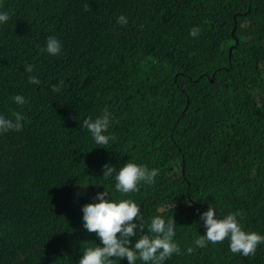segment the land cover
Listing matches in <instances>:
<instances>
[{
  "label": "trees",
  "instance_id": "16d2710c",
  "mask_svg": "<svg viewBox=\"0 0 264 264\" xmlns=\"http://www.w3.org/2000/svg\"><path fill=\"white\" fill-rule=\"evenodd\" d=\"M4 11L0 114L25 120L0 134V264H78L103 246L82 208L106 189L140 206L145 234L158 215L175 220L181 254L164 264H264V244L247 257L228 240L195 245L210 205L264 235V0H0ZM49 36L59 55L41 51ZM105 108L107 148L80 126ZM127 162L159 169L155 183L118 192Z\"/></svg>",
  "mask_w": 264,
  "mask_h": 264
},
{
  "label": "clouds",
  "instance_id": "9594fccd",
  "mask_svg": "<svg viewBox=\"0 0 264 264\" xmlns=\"http://www.w3.org/2000/svg\"><path fill=\"white\" fill-rule=\"evenodd\" d=\"M84 10H90L87 3L84 5ZM9 19L8 12H0V24L7 23ZM117 22L126 25L128 19L124 15H120ZM199 33V27H194L190 31L192 37H197ZM62 47L63 45L55 36H49L46 40V47L41 51L56 56L61 53ZM33 70L34 66L32 65L25 66L26 72L32 73ZM28 80L31 84L40 83L36 76L30 75ZM63 84L64 81L61 80L59 86L53 85V91L59 92ZM14 102L20 106L27 103L22 95H15ZM24 120L25 116L20 112L13 111L11 118L0 114V134L22 130ZM111 123L110 112L105 108L101 116L95 119L86 118L80 126L90 132L97 145L107 148L110 141L116 140L114 134H106ZM103 168V178L105 179L112 177L116 172V168L109 164H105ZM158 175L159 169H149L144 165L127 162L115 175V189L123 194L138 192L141 183L152 185ZM93 200L98 202L86 203L82 208L83 227L89 233H95L103 246L83 248V256L78 264H114L115 260L124 258L129 264H136L138 259L146 264L148 262L164 264L165 260L174 254H181L180 246L174 242L177 226L175 220L168 219L166 221L158 215L152 218L145 234L141 208L133 200L121 199L117 202L109 199L107 189L97 193ZM240 216L241 213L237 211L220 218L210 205L208 210L200 215V220L204 222L206 235H200L195 240V245L203 248L209 242L217 244L228 240L230 251L233 254H242L245 257L254 256L258 246L264 244V235L255 231L246 232L243 230L238 220ZM138 232L139 237L133 244V238L138 236ZM187 251L190 254L193 249L189 247Z\"/></svg>",
  "mask_w": 264,
  "mask_h": 264
},
{
  "label": "water",
  "instance_id": "95a60500",
  "mask_svg": "<svg viewBox=\"0 0 264 264\" xmlns=\"http://www.w3.org/2000/svg\"><path fill=\"white\" fill-rule=\"evenodd\" d=\"M233 49H234V48L232 47V48H231V54H232V52H233Z\"/></svg>",
  "mask_w": 264,
  "mask_h": 264
}]
</instances>
